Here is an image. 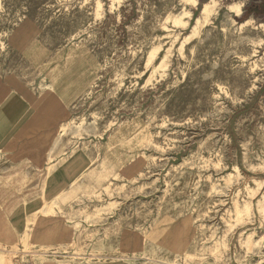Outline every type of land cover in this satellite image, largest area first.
I'll return each instance as SVG.
<instances>
[{"label": "rangeland", "instance_id": "obj_1", "mask_svg": "<svg viewBox=\"0 0 264 264\" xmlns=\"http://www.w3.org/2000/svg\"><path fill=\"white\" fill-rule=\"evenodd\" d=\"M207 3L0 0V264H264V14Z\"/></svg>", "mask_w": 264, "mask_h": 264}, {"label": "crops", "instance_id": "obj_2", "mask_svg": "<svg viewBox=\"0 0 264 264\" xmlns=\"http://www.w3.org/2000/svg\"><path fill=\"white\" fill-rule=\"evenodd\" d=\"M210 1V0H208ZM246 5L260 4L262 0H243ZM31 92L0 89V149L12 140L25 137L43 118V106ZM70 167V166H69ZM69 167L61 170V179L50 182V191L58 190L70 179ZM58 173V174H59Z\"/></svg>", "mask_w": 264, "mask_h": 264}, {"label": "trees", "instance_id": "obj_3", "mask_svg": "<svg viewBox=\"0 0 264 264\" xmlns=\"http://www.w3.org/2000/svg\"><path fill=\"white\" fill-rule=\"evenodd\" d=\"M247 12L249 13H256L258 14H264V0L259 5H252L248 8Z\"/></svg>", "mask_w": 264, "mask_h": 264}, {"label": "bare ground", "instance_id": "obj_4", "mask_svg": "<svg viewBox=\"0 0 264 264\" xmlns=\"http://www.w3.org/2000/svg\"><path fill=\"white\" fill-rule=\"evenodd\" d=\"M216 2H218V0H210V1H208V3H212V4H216ZM195 3H196V1H194V5H195ZM208 3H207V4H204L203 11H205V12L209 11V10H208V9H209V4H208ZM186 4H187V3H186ZM240 7H241L240 5L236 7V9H237V11H238V12H237L238 14H239V12H240V9H239ZM188 12H189V11H188ZM188 12H187V13H188ZM184 14H185V12H184ZM204 15H205V14H204ZM180 18H181V17H180ZM201 20H202V19H201ZM201 20H198V21H201ZM198 21H197V23H198ZM197 23H196V24H197ZM246 23H247V22H246ZM259 27H260V26H259Z\"/></svg>", "mask_w": 264, "mask_h": 264}]
</instances>
